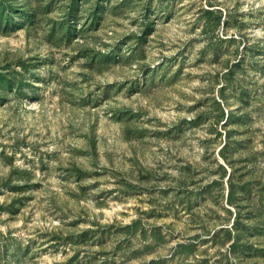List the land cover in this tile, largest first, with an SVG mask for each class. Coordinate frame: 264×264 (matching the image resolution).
I'll list each match as a JSON object with an SVG mask.
<instances>
[{
    "label": "rangeland",
    "instance_id": "1",
    "mask_svg": "<svg viewBox=\"0 0 264 264\" xmlns=\"http://www.w3.org/2000/svg\"><path fill=\"white\" fill-rule=\"evenodd\" d=\"M151 259L264 264V0H0V264Z\"/></svg>",
    "mask_w": 264,
    "mask_h": 264
},
{
    "label": "trees",
    "instance_id": "2",
    "mask_svg": "<svg viewBox=\"0 0 264 264\" xmlns=\"http://www.w3.org/2000/svg\"><path fill=\"white\" fill-rule=\"evenodd\" d=\"M239 61H240V59L233 62V64L237 65ZM230 227H231V229L225 228V229L220 230V233L221 232L226 233V236L231 234L230 230L235 231V234L232 235L230 238H228L229 240H232L229 243V250H231L232 252L243 253L244 255L248 254L249 252H252L253 255H256L255 253L258 251L257 249H252L250 245L245 244V243H241V240L243 239V235H241L240 233L238 234L239 231L237 232L238 229H237L236 225L234 223H232L229 226V228ZM214 236H216V235H214ZM179 247H184V246L180 243L176 244V246L171 250L170 256L177 253ZM144 264H159V260L158 259L157 260L151 259Z\"/></svg>",
    "mask_w": 264,
    "mask_h": 264
}]
</instances>
